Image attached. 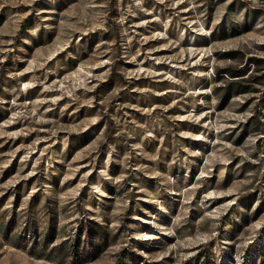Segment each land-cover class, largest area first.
Returning a JSON list of instances; mask_svg holds the SVG:
<instances>
[{
	"label": "rangeland",
	"instance_id": "1",
	"mask_svg": "<svg viewBox=\"0 0 264 264\" xmlns=\"http://www.w3.org/2000/svg\"><path fill=\"white\" fill-rule=\"evenodd\" d=\"M0 264H264V0H0Z\"/></svg>",
	"mask_w": 264,
	"mask_h": 264
}]
</instances>
